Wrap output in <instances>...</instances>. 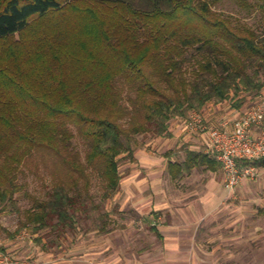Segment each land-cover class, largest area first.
<instances>
[{
	"label": "trees",
	"instance_id": "1",
	"mask_svg": "<svg viewBox=\"0 0 264 264\" xmlns=\"http://www.w3.org/2000/svg\"><path fill=\"white\" fill-rule=\"evenodd\" d=\"M235 2L264 11V0ZM214 3L0 0V215L18 211L17 200L26 198L31 234L74 233L90 221L108 235L114 229L102 204L116 194L120 159L133 160L139 135L171 138L175 118L209 103L236 99L239 108L241 95L259 97L264 32L215 11ZM34 157L54 166L45 198L18 181ZM238 164L261 169L264 157ZM203 167L216 171L219 164L187 151L183 161H168L166 173L178 181Z\"/></svg>",
	"mask_w": 264,
	"mask_h": 264
},
{
	"label": "rangeland",
	"instance_id": "2",
	"mask_svg": "<svg viewBox=\"0 0 264 264\" xmlns=\"http://www.w3.org/2000/svg\"><path fill=\"white\" fill-rule=\"evenodd\" d=\"M206 1H215V11L238 19L259 33L264 32V11L247 12L235 0ZM240 98L243 103L239 108L234 99L218 105L209 103L196 112L204 115L209 124L219 127L223 119L263 101L264 91L257 98L252 95ZM124 100L128 106L126 97ZM188 118L171 121L172 132L179 131L174 140L152 133L141 134L137 137L140 147L133 160L121 157L120 186L101 208L110 215L109 224L114 229L110 234L99 233L90 221L81 222L80 230L74 233H51L47 229L31 234L24 225V213L32 203L20 198L16 202L18 211L9 207L0 215V264H264V168H256L253 178L243 180L233 191H226L228 195L219 212L197 225L195 248L189 249L186 242L182 250H173L171 244L163 242L152 230L171 222L165 211H159L155 220L149 210L150 197L156 187L150 184L153 179H162L161 187L165 190L174 188L162 168V155L171 153L176 161H182L184 152L180 149L187 144L204 149L202 133L184 135ZM74 144L83 158L84 144L78 138ZM147 161L154 163L152 168H146ZM21 170L19 183L25 185L30 194L45 198L47 186L55 176L54 166L34 157L25 162ZM205 175L199 170L190 176L189 182ZM179 181L175 183L178 186ZM220 181L224 186L222 173ZM91 192L96 197L95 202L100 203L101 186L96 177L92 178ZM92 216L95 219L96 215ZM177 255L180 258L174 262Z\"/></svg>",
	"mask_w": 264,
	"mask_h": 264
},
{
	"label": "crops",
	"instance_id": "3",
	"mask_svg": "<svg viewBox=\"0 0 264 264\" xmlns=\"http://www.w3.org/2000/svg\"><path fill=\"white\" fill-rule=\"evenodd\" d=\"M170 132L172 135L171 138L162 139L174 140L175 136L179 134V131L172 132V129H170ZM186 134L191 135L189 132L184 131L185 136ZM180 147L181 145L177 146V150ZM180 150H183L184 155L187 151L204 153L203 147L195 144H187ZM161 160L162 168L165 171L168 161H176L174 155H171V153H164ZM183 160L184 157L182 161ZM146 164L147 169L152 168V164L154 165V163L148 161ZM199 170L202 171L203 174L206 173L205 177L189 182L190 176ZM192 173L182 178L179 181V186L175 184L178 181H172L170 179L174 186L170 191L161 187L162 179L160 178H155L150 182L151 186H156L153 188V196L150 197V214L153 215L155 213L157 214L159 211H165V216L171 219V222L163 223L158 229V232L161 236V240L171 244V249L173 250H182L186 242L189 249L195 248L197 225L219 212L220 206L228 195L220 181L221 173L223 175L220 165L216 171L203 167L193 170ZM152 175H154V173H152ZM143 184H145L144 181ZM178 257L180 258L178 255L174 257L173 261L178 262Z\"/></svg>",
	"mask_w": 264,
	"mask_h": 264
},
{
	"label": "built area",
	"instance_id": "4",
	"mask_svg": "<svg viewBox=\"0 0 264 264\" xmlns=\"http://www.w3.org/2000/svg\"><path fill=\"white\" fill-rule=\"evenodd\" d=\"M203 116L199 112L191 113L185 123L186 131L202 133L204 154L220 165L224 187L228 192L233 191L243 180L255 175L254 167L239 166L238 162L264 157V100L223 119L219 127L209 124Z\"/></svg>",
	"mask_w": 264,
	"mask_h": 264
}]
</instances>
